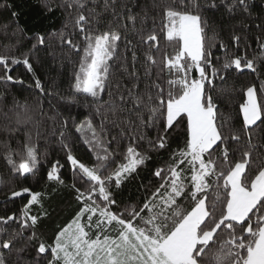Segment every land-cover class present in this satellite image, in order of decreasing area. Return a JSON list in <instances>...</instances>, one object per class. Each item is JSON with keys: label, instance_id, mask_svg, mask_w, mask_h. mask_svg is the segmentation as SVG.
<instances>
[{"label": "snow or ice", "instance_id": "obj_1", "mask_svg": "<svg viewBox=\"0 0 264 264\" xmlns=\"http://www.w3.org/2000/svg\"><path fill=\"white\" fill-rule=\"evenodd\" d=\"M76 2L84 7L85 0ZM232 6H240L247 11L248 0H233ZM126 7L121 5V8ZM193 7L197 11L189 10L182 0L178 7L166 6L163 9L160 27L164 39L175 45L176 50L173 56L166 58L160 71L167 70L170 78L161 83V77L157 75L151 83L155 94L137 92L140 85L133 52V70L129 72L124 67V72L134 78L132 87L126 88L127 97L124 94L119 97L121 102L130 101L133 104L141 124L160 125L162 122L155 141H149L152 147L165 149L169 130L175 131L174 126L186 123L184 146L172 153V162L166 169L159 168L154 172L160 178L159 186L141 205L113 210L117 201L112 188L119 187L150 157L138 150L136 139L130 136L126 152L122 154L124 162L110 171L118 154L103 147L100 133L105 130L107 116L101 114L99 125H95L91 117L79 124L76 130L89 133L86 142L93 148L101 145V151L97 152L96 163L89 166L68 149L67 160L71 162L74 173H78L88 187L82 190L72 185L81 204L79 211L59 231L53 245L39 243V254L49 253L50 249L48 264H264V163L255 168L252 166L257 145L252 143L250 131L253 126H264V99H258L255 85L246 88V100L239 105V109L248 140L245 150L239 153L240 159H232L236 153L230 150L229 136L222 131L225 121L217 115L212 94L214 81L217 77L224 79V76L221 69L214 66L211 52L206 48L207 24L200 14L199 5ZM208 7H216L214 0H209ZM109 9L114 18L120 17L115 0L111 4L106 0L105 10ZM88 11L99 15L93 9ZM13 15L17 13L13 12ZM126 19L135 28L137 15L131 14V9ZM151 19L155 29L156 18ZM148 20L145 12L140 18L138 35L150 50L145 53L146 60L155 65L151 49L155 47L159 50V42L155 31L144 34L143 25ZM98 23V20H90L84 12L77 15L75 26L83 35V48L73 43L71 38H62V43L82 53L78 69L74 72L73 91L97 101L109 85L111 70L119 59L117 42L121 40L116 28L101 30L96 26ZM120 27L127 28V22ZM233 38L240 40L239 36ZM38 43L44 44L43 36L38 37ZM130 44L129 40L125 47ZM260 47L264 48V42ZM10 62L23 64L29 72H33L27 56L19 59L0 55V65L4 68L0 80H13V76L8 74L12 71ZM254 65V59L245 58L242 61L236 57L224 63L223 69L234 66L241 72L244 69L255 72ZM145 74L150 75V71ZM35 86L44 91L39 79H36ZM261 91L264 92V87ZM72 102H75L74 98ZM144 108H147V120ZM109 110L115 111V105L109 104ZM96 111L100 113L99 108ZM62 123L67 127L68 120ZM126 123L131 126L133 121ZM120 135L123 137V129ZM61 136H64L63 132ZM230 138L236 142L241 140L235 131ZM116 139L112 137V141ZM139 139H144V136ZM14 155L9 152L7 160L17 173L34 174L39 160L33 144L24 145L19 163ZM58 165L59 161L48 171L47 178L63 184ZM210 189L211 197L208 194ZM25 193L30 195V199L24 207L25 219L21 223L24 227H34L38 216H29V209L31 205L41 203L42 194L24 187L13 191L12 196L20 197ZM15 220V216H0V222L5 225ZM0 232H6V229L0 228ZM30 238H36L35 232ZM11 245L12 241L8 239L0 243L4 249ZM0 264H5L2 256Z\"/></svg>", "mask_w": 264, "mask_h": 264}, {"label": "trees", "instance_id": "obj_2", "mask_svg": "<svg viewBox=\"0 0 264 264\" xmlns=\"http://www.w3.org/2000/svg\"><path fill=\"white\" fill-rule=\"evenodd\" d=\"M181 2L182 0H115L120 17L114 18L111 9L105 10L106 0H85L83 8L76 0H0V55L19 59L27 56L33 68V72H29L25 65L10 62L12 71L8 74L13 76V80H0V216L16 217L15 221H9L6 225L0 222V228L6 229V232H0V243L5 239L12 241L8 249L0 247V256L5 264H48L50 249L49 253L39 254V243L53 245L59 231L79 211L81 204L76 199L77 193L72 185L75 184L82 190L88 185L78 173H74L71 162L67 160V152L70 148L72 155L86 165L96 163L101 145L93 148L86 142L90 134L76 130L89 117L95 125H99L101 114L107 116L105 130L100 133L103 147L118 154L110 171L124 162L122 154L126 152L130 136L136 139L138 150L150 157L119 187L112 188L117 201L113 210L141 205L159 186L160 178L154 172L159 168L166 169L172 162V153L184 146L186 123L174 126L175 131L169 130L165 149H156L149 141H155L162 122L160 125L141 124L137 120L133 104L130 101L121 102L119 97L121 94L127 97L126 88L132 87L134 78L124 72V67L129 72L133 70V52L140 85L137 92L142 95L148 92L155 94L151 83L157 79V75H160L161 83L170 78L167 70L161 72L160 69L166 58L175 54L176 49L175 45L164 39L160 21L164 7H178ZM208 2L209 0H183L193 12L197 11L193 5H199L200 14L206 21V48L211 52L214 66L221 69L224 76V79L217 77L214 81L215 89L212 94L217 115L225 121L222 131L229 136L230 150L236 153L232 159L239 160V153L245 150L248 140L239 109V105L246 100V88L255 85L258 99H264V92L261 91L264 87V48L260 47L261 42H264V0H248L247 11L240 6L233 7V0H214L216 7H208ZM107 3L111 4L112 0H107ZM121 5L127 7L121 8ZM89 9L99 15L90 14ZM129 9L131 14L137 15L135 28L126 19ZM13 12L17 15L14 16ZM80 12H84L93 22L98 20L96 26L101 30L112 27L121 35V40L117 42L119 59L111 70L109 85L98 101L73 91L71 85L74 72L78 69L82 53L62 43V38H71L73 43L80 44L83 48V35L75 26V19ZM145 12L149 20L143 25V32L147 34L155 31L159 42V50L155 47L151 49L155 65L146 60L145 53L150 50L138 35L140 18ZM152 17L156 18L155 29ZM125 22L128 27H120ZM39 36L44 37L42 45L38 43ZM234 36H239L240 40L236 41ZM129 40L131 44L126 48ZM236 57H240L242 61L245 58L254 59L256 71L244 69L241 72L234 66L223 69L224 63ZM146 71H150V75H146ZM0 75H4L2 65ZM36 79L43 85V92L36 88ZM72 98L75 102H72ZM109 104L115 105V111L109 110ZM97 108L100 113H97ZM143 112L147 120V108ZM64 120H68L67 127L63 126ZM128 120L133 121L131 126L126 123ZM121 129L124 130L123 137L120 135ZM233 131L240 135L239 142L231 140ZM250 131L252 143L257 145L253 152L252 166L255 168L264 163V126H253ZM113 136L117 138L115 141H112ZM140 136H144V139L140 140ZM108 141H112L111 144ZM26 143L35 146L39 163L34 174L24 175L14 170L8 163L7 156L9 152H13L14 159L19 163ZM57 161L63 184L47 178L48 171ZM24 187L42 194L41 203L31 205L29 209V216H38L34 227H24L21 223L25 219L23 210L30 195L25 193L20 197L12 196L13 191ZM208 194L212 196L211 189ZM33 232L35 239L30 238Z\"/></svg>", "mask_w": 264, "mask_h": 264}, {"label": "rangeland", "instance_id": "obj_3", "mask_svg": "<svg viewBox=\"0 0 264 264\" xmlns=\"http://www.w3.org/2000/svg\"><path fill=\"white\" fill-rule=\"evenodd\" d=\"M95 219V218H94Z\"/></svg>", "mask_w": 264, "mask_h": 264}]
</instances>
